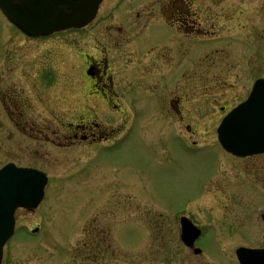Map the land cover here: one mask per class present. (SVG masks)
<instances>
[{"label":"rangeland","instance_id":"374dc122","mask_svg":"<svg viewBox=\"0 0 264 264\" xmlns=\"http://www.w3.org/2000/svg\"><path fill=\"white\" fill-rule=\"evenodd\" d=\"M115 2L105 0L87 28L40 39L21 34L0 11V167L13 162L41 169L49 177L39 208L16 213L15 236L4 260L239 264V247H264V156L259 163L228 156L217 144L216 129L223 117L219 107L229 109L246 99L254 80L264 78V58L251 52L254 43L229 55L225 41L217 48L213 44V51L210 46L208 53L198 45L189 57H201L200 64L187 69L190 64L172 63L164 48V79L153 77L148 88L130 76L134 65L129 59L123 61L108 47L117 96L110 107H101L97 97L85 98L89 69L83 54L101 57L92 49L103 45L93 39L97 28L118 23L115 12L104 16L112 13ZM210 2L196 0L192 8L214 7ZM261 2L227 0L222 6L227 9L233 3L232 8L252 12ZM149 35L155 41L159 32L157 37ZM170 35L164 29V42ZM210 53L217 56L216 62L206 58ZM257 61L262 69L258 74L252 70ZM182 73L185 79L180 81ZM50 74L51 81H46ZM17 98L31 105L23 118ZM89 108L94 109V120L115 128L112 139L122 127L131 132L112 148L96 147L95 158L94 148H58L38 135L45 122L70 120ZM23 120L31 121L28 130ZM181 214L205 228L200 255L187 250L180 239ZM36 227L39 232L32 234Z\"/></svg>","mask_w":264,"mask_h":264},{"label":"flooded vegetation","instance_id":"af4514ba","mask_svg":"<svg viewBox=\"0 0 264 264\" xmlns=\"http://www.w3.org/2000/svg\"><path fill=\"white\" fill-rule=\"evenodd\" d=\"M195 1L196 0H116L113 5L112 13H105L104 16L108 18L115 12V14H117L116 18L119 19L118 23H108L102 25L99 29L97 28L96 33L99 37L95 35L96 37L93 39L97 42V45H103L101 49L99 46L92 49L98 52V55H101V57L87 52L83 54L85 64H87V68L89 69L86 75L89 81H87V86L84 91L85 98L88 96L90 98L97 97L103 103V105L100 106L108 108L111 106L110 104L113 99L117 96L114 74L110 72L109 68L110 52H108V47H110L111 52L119 55L123 61L128 62L129 59L128 63L134 65L130 76L133 79L140 80L142 86H147L148 88H150L154 82L151 81L149 83L153 77L155 80L159 78L164 79V48L167 49V54L172 55L170 56V61L172 63L179 65L185 64V66L190 64L191 66L186 67L187 69H191L194 65L200 64L201 57H194V54L189 57L190 52L193 53L195 49L198 48V45L203 47L204 51L202 53H208V51H213L216 45L225 41H227L226 46L230 48L229 55L240 54L243 52L244 48H248L249 45L254 43L249 49H251V52L254 51L257 57L261 59L264 58V53H260V51L264 49V0L260 3V8L252 12L246 8H232L233 3L228 4L226 9L222 5L227 0H211L210 3H213L215 8L211 4L207 5L205 9H194L192 5ZM104 2L105 0L100 4L98 13ZM155 29L159 32V37L162 40L156 41L159 37L156 36L157 31H154ZM164 29H168L171 33L166 42H164ZM150 33L157 37L155 41L150 39ZM97 38H99V40H97ZM104 44L106 46H104ZM213 44H215V46H212ZM210 46L211 50L208 49ZM253 46L257 47L258 50ZM217 47L218 46H216V48ZM215 52L218 53V49H215ZM202 53H200V55ZM186 55H188V59H186ZM211 57L213 58V62H216L214 59H216L217 56L214 53L206 55L207 59ZM256 63V66H253L252 70L258 74L262 69L259 67L258 61ZM184 71L185 70H183V72ZM184 75L185 73H182L179 78L180 81L185 79ZM191 79L196 78L191 77ZM257 79L260 78H256L255 80ZM142 80L145 81V84ZM88 85L90 86L89 89L87 88ZM249 93L250 91L248 95ZM161 98L164 102V93L161 95ZM242 101L243 100L229 109L227 105L220 106L219 110L221 114H223V117ZM15 103L13 104L19 108L22 118L24 113H27V111L31 109V105L28 103L23 104L20 98H17ZM169 105H173L172 102H170ZM114 107L117 108L118 106L115 105ZM92 109L89 108V112L83 113L78 117H73V119L70 120L65 118L51 119L45 122L48 125H45L44 129H40L38 135L49 144L58 145L56 146L58 148H94L95 150H93L92 158H95L98 154L96 147L112 148V146L123 137H121V135H123L125 131L122 127L121 131L118 133L119 135L115 137V139H112L113 133L114 135L117 133L115 128L112 131L110 126H106L94 120L93 117H95V115L92 113L94 109ZM123 112L121 109L117 111L119 114ZM163 113L164 104L162 108V114ZM30 122L23 120L22 123L25 129H29ZM187 129L190 130V126H187ZM49 136L53 138L48 139ZM43 140L41 141L42 143ZM225 153L238 160H249L248 162L256 161L258 163L261 162V157L264 156V154H261L247 158H239L227 152ZM182 217H187L195 226L200 228L201 235L199 239H202L206 235L205 228L197 224L196 220L189 215L181 214L179 217V224ZM262 220L264 222L263 216ZM181 233L180 224V237ZM196 246L195 244L194 247L196 248ZM195 248H187V250L190 249L194 252Z\"/></svg>","mask_w":264,"mask_h":264},{"label":"water","instance_id":"95a60500","mask_svg":"<svg viewBox=\"0 0 264 264\" xmlns=\"http://www.w3.org/2000/svg\"><path fill=\"white\" fill-rule=\"evenodd\" d=\"M101 2L0 0V9L20 31L35 38L87 26L95 18ZM218 139L227 151L238 156L264 153L263 79L257 80L248 99L224 118L218 128ZM46 183V176L36 170L18 168L14 164L0 170V264L3 247L14 233L16 209L37 208L43 199ZM181 225L183 242L192 246L199 230L186 218H182ZM236 254L240 264H264V250L239 248Z\"/></svg>","mask_w":264,"mask_h":264},{"label":"bare ground","instance_id":"6f19581e","mask_svg":"<svg viewBox=\"0 0 264 264\" xmlns=\"http://www.w3.org/2000/svg\"><path fill=\"white\" fill-rule=\"evenodd\" d=\"M18 211H19V210H16L15 212L17 213ZM25 211H26V210H25ZM16 213H15V214H16ZM15 214H14V215H15ZM236 252H237V251H235V254H236Z\"/></svg>","mask_w":264,"mask_h":264}]
</instances>
